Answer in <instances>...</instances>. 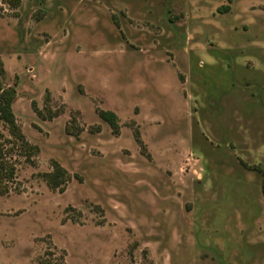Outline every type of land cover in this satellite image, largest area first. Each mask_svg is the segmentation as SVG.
Instances as JSON below:
<instances>
[{
  "label": "rangeland",
  "instance_id": "1",
  "mask_svg": "<svg viewBox=\"0 0 264 264\" xmlns=\"http://www.w3.org/2000/svg\"><path fill=\"white\" fill-rule=\"evenodd\" d=\"M0 65V264H264V0H0Z\"/></svg>",
  "mask_w": 264,
  "mask_h": 264
},
{
  "label": "trees",
  "instance_id": "2",
  "mask_svg": "<svg viewBox=\"0 0 264 264\" xmlns=\"http://www.w3.org/2000/svg\"><path fill=\"white\" fill-rule=\"evenodd\" d=\"M229 6H225L227 11ZM5 75V71L0 65V77ZM17 98L16 87H5L0 81V124L3 125L10 138L0 134V195H5L9 192V185L15 178V165L10 161V151L15 149L20 150L22 155L31 158L38 151V147L30 144L21 127L17 124L16 115L14 112V103ZM36 108V107H35ZM38 111V109H35ZM100 119L108 124L114 133H119V119L117 115L111 111H99ZM136 141L143 146L139 136H136ZM48 185L54 189H61L68 180V172L58 162L53 163V171L42 174Z\"/></svg>",
  "mask_w": 264,
  "mask_h": 264
}]
</instances>
